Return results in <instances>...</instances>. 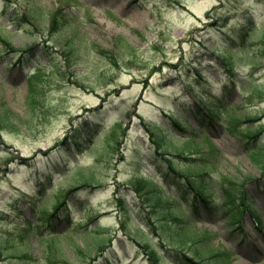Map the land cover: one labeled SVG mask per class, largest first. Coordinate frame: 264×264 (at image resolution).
<instances>
[{
	"label": "rangeland",
	"instance_id": "1",
	"mask_svg": "<svg viewBox=\"0 0 264 264\" xmlns=\"http://www.w3.org/2000/svg\"><path fill=\"white\" fill-rule=\"evenodd\" d=\"M78 1L82 6L67 11L69 23L55 30L42 14L58 0H0V34L15 48L0 37V106L20 125L36 115L33 130L0 128V264H148L139 237L121 229L123 206L143 228L162 225L130 185L148 174L164 184L168 200L181 196L154 140L172 137V118L196 141L206 133L216 150L208 157L204 142L196 155L214 205L227 200V180L240 198L239 207L212 214L198 203L183 248L194 256L200 248L210 260L222 252L227 264H264V130L248 136L264 127V0ZM34 5L39 15L30 20ZM119 37L132 47L129 57L117 48ZM95 46L112 51L119 65ZM236 46L243 52L223 56ZM32 92L44 102L35 113L27 103ZM233 110L241 119L229 118ZM115 121L122 127L110 153L97 152L110 144ZM81 124L94 129L67 142L69 129ZM89 166L101 183L71 192L52 223L41 219L44 196H66L60 187L68 175ZM192 196L181 198V216L193 210ZM149 235L162 256L157 264H186L166 248L176 242L168 228Z\"/></svg>",
	"mask_w": 264,
	"mask_h": 264
},
{
	"label": "trees",
	"instance_id": "2",
	"mask_svg": "<svg viewBox=\"0 0 264 264\" xmlns=\"http://www.w3.org/2000/svg\"><path fill=\"white\" fill-rule=\"evenodd\" d=\"M7 1H10V0H7ZM80 6L82 5L78 0H58V6L53 8L52 10H48L46 14H42L43 15L42 19L49 28H51L52 26L53 28H55V30H61L63 27L67 25V23H69L67 20L68 9L71 7H80ZM35 8L36 6L29 9L30 15H31L30 20L32 18H36L37 17L36 15L39 13ZM0 37L4 39L5 42H7V44L11 47V49H15L12 43L10 42L9 38L6 37V35L0 34ZM116 46L122 52L127 51L125 53L127 57H129L132 53H134L133 50L131 49L132 47L128 46V44L125 43V41L120 37L117 38ZM95 48H96V51H98L101 54L102 52H104V54H106L108 58L112 61V63H114L116 66L119 65L118 59L113 54L112 51H104L105 49H102L100 46H95ZM226 51H230V49ZM236 51L240 53L241 49H237ZM49 60L52 61V64H54V60L52 58H49ZM35 96H36L35 92H32L27 98L28 107L31 109L32 113H35L38 111L39 105H41L40 107L42 108L43 103H44L43 101L37 100L38 98L36 99ZM10 113L11 112L7 108H2V106H0V128H8L14 131V130H20L23 127L29 126L30 130L34 129V126H35L34 118L36 119V115L34 116V118H31V119L29 118L28 121L27 120L23 121L22 125H20L18 124V120L12 121ZM230 115H232L233 117L236 116V114H234L233 112ZM176 125L179 126V129L185 131V128H183L185 127L184 125L180 124L179 122H177ZM121 127H122V123L120 121H115L108 132V140H110V144H108L107 146L104 145L101 148L98 147L95 150H97L98 152V151H102L101 149L104 148L105 151L109 150L108 153H110V150L112 149L114 142L119 137V131ZM88 128L94 129V126L81 124L79 128L71 127L68 132L67 142H70V141L77 142L78 141L77 139H83L81 138L83 135H81L80 132L81 131L84 132ZM263 129H264L263 127L258 128L257 130H254L253 132L248 134V136L256 137L257 134L260 133ZM184 139H185L186 144H184L183 147H187V148L189 147L188 142L195 141V138H193V136H190V135L185 136ZM154 140L158 143V150L162 151L164 155H167L166 157L169 163L170 173L172 174L173 179H175L177 184L180 186L179 194L181 196H177L176 193H174L172 199L167 200V197H166L167 191H165L164 189L165 187L164 184L159 180V178H156L152 174L137 176V178L132 179L130 181V185L137 192L138 196H141L142 200L148 203V211L150 214H156V213L160 214V221L162 223L161 227L168 228L171 231V233H173V236L175 235L177 240L179 241V242L178 241L175 242V244H177L176 246L181 249H184L183 248L184 243L188 235V229L185 227L190 226V225L188 222H182L185 220L183 219L181 215L177 213V209H180L182 207L181 198L185 199V197L188 195V192H191L194 198L200 197L202 201L207 206H209V209H211L212 206H210L211 202L209 199L210 197L209 195L211 193L208 187L209 178L205 177V174H206L205 170L198 171L196 174H193L191 170H189L190 167L192 168L198 165L195 162L197 160V158L195 157L190 158V156H186L183 153H177L179 157L183 155V158H185V161H186L185 164L187 167L183 169L181 168V166L176 165V163H174L172 161V158L168 155L169 147L171 146V144L167 136L166 137L163 136V138L161 139H159V137L154 138ZM196 146L200 147L198 143L196 144ZM178 149L184 150L183 148H180V147H178ZM209 151H210L209 153L211 154L216 153L214 148L211 145H209ZM252 155L256 159L257 156L259 155V152L255 151L252 153ZM69 177H70L69 178L70 181L67 182L65 186L61 187V188H64L67 193H71L75 191L77 188L94 187L95 185L101 183L99 182L100 180L99 176L95 173L93 167L91 166L86 167V168H78L74 172H72V174H70ZM197 180L201 181L200 185H197L196 183ZM227 181L225 182L226 185L224 188V197H227V200H225L223 204H220L216 207L223 211L224 210L227 211L226 209L227 205L228 207H235V208L238 207V204H236L235 202L237 201L236 192L234 193L233 192L234 190L230 188L231 181L230 180H227ZM164 199H165L166 205L163 203ZM44 202L46 205L43 206V209L41 211L42 215L40 217L41 219H48L46 223H52L54 218L63 209L62 207L68 205L69 203L67 200V197L62 196L61 192L60 194L55 195V197H50V196L46 197ZM123 202L124 201L121 199L122 206H123ZM48 205H52V206L47 207ZM50 208H52V211H49ZM123 210L125 211L127 216L121 221V227L125 231L132 232L134 233L135 236L137 235L139 237L140 239L139 241L141 245L145 246L148 249L147 253H148V257H149L151 264H155L156 262L160 260V253L157 250V248H155L154 245L151 244L153 240L150 238L149 232L146 228L153 229V230L157 229L156 223L153 221L152 222L148 221L146 222L147 227L143 228L140 226L141 224H138L134 220V218L131 217L126 207L123 206ZM235 215L236 214L233 213V216ZM147 219L149 220V217ZM166 221L167 223L169 222V224L172 222L174 223L172 225L171 224L169 225L166 223ZM176 238L174 237V239ZM102 244H104V242H102ZM78 251H83V250L81 248H78ZM186 251L188 250L185 249L184 252L186 253ZM201 252L202 251H199V248H197L195 251V255H197L199 258L202 259L203 257H201L202 256ZM186 258L188 262L196 263L193 258H188V257Z\"/></svg>",
	"mask_w": 264,
	"mask_h": 264
}]
</instances>
